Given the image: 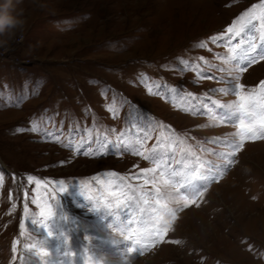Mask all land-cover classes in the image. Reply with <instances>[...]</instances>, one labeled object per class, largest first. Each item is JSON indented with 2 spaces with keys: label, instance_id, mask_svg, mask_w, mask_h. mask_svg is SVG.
Here are the masks:
<instances>
[{
  "label": "rangeland",
  "instance_id": "rangeland-1",
  "mask_svg": "<svg viewBox=\"0 0 264 264\" xmlns=\"http://www.w3.org/2000/svg\"><path fill=\"white\" fill-rule=\"evenodd\" d=\"M258 2L23 0V39L0 49V264H264V139L236 152L235 90L212 91L243 83L260 98L264 62L243 57L264 51V22L209 39ZM153 153L155 185L135 178ZM194 172L208 179L186 184ZM154 187L160 205L141 195ZM159 216L167 238L139 250L124 229L147 234Z\"/></svg>",
  "mask_w": 264,
  "mask_h": 264
},
{
  "label": "snow or ice",
  "instance_id": "snow-or-ice-1",
  "mask_svg": "<svg viewBox=\"0 0 264 264\" xmlns=\"http://www.w3.org/2000/svg\"><path fill=\"white\" fill-rule=\"evenodd\" d=\"M254 21H261L264 22V0H259L258 3L252 4L249 6L248 9H246L244 12H242L236 19L232 21L230 25L226 27V29L221 32L219 35L212 36L209 39L212 41V43H216L219 40H222L226 36H231L233 39L241 37V34L245 32L246 28H252L255 29L257 26L253 24ZM260 28V40L264 41V23H261L259 25ZM246 41L240 40L238 44L235 45V48H240L242 44H244ZM200 48L207 47V44L205 42H201L199 44ZM257 47L258 45L256 43H250L249 48L247 50V53L244 55L243 59L247 61L248 65H255L258 61L264 62V51L257 54ZM235 50V49H234ZM201 60H204V57L200 58ZM187 63V62H185ZM246 70V67H240L238 71L244 72ZM223 71V69H221ZM214 77L209 76L208 79H213ZM236 80H239V77H235ZM157 88L159 85L156 86ZM259 89L260 92V98L256 99L252 93H246L244 89L246 88L245 84L243 83H236L234 86V89H228V88H219V89H213L212 91L215 92H228L235 90V95L237 97V103L234 106L235 113L239 114L238 119V127L239 132L237 135L240 137V143L238 145H235V151L238 152L242 149V145L246 140L248 141H255L257 139H264V80H261L258 82V85L255 86ZM175 89H173L174 91ZM148 91L151 92L152 88L149 87ZM215 103V102H214ZM221 107L225 108H232L233 105L229 104H223L220 105ZM259 107L261 109V115L259 116V119L256 118V112L255 108ZM109 110L113 111L114 108L112 106H109ZM32 131H36L37 127L33 126L31 128ZM19 131H23V129H19ZM54 139L59 140V137H54ZM80 147H83V142L81 143ZM117 149H119L121 146L119 144L115 145ZM100 148H105L104 145H100ZM79 151V149H77ZM91 152V149L86 150L83 154L89 155ZM103 151L97 150L96 155H103ZM138 156H143L145 160H148L150 157L146 155L144 152H137ZM221 155H224L221 153ZM232 155H235V152L232 153ZM153 161L156 163V167L152 168H143L139 170V173L135 174V178H144L145 184H156L155 177H150L148 174H155L159 168H162L164 166V161L157 159L155 153L152 155ZM207 163V162H206ZM203 167V165H201ZM110 175H117L115 172L109 173ZM163 183L167 184L169 182V179L165 178L166 173L164 171H160L159 173ZM170 178L175 180L176 178L180 177L182 174L176 171H172L168 174ZM34 177L29 175L27 177V181L29 183L34 181ZM200 179V180H207L208 177L204 175H199L198 173L194 172L192 176L186 181V184H190L193 180ZM212 179H215V176L212 177ZM4 182L3 175L0 174V185H2ZM37 184L40 183V181H35ZM59 183L62 185L64 182L59 181ZM186 184H180L178 185L179 188L184 189L186 187ZM155 194L157 197L155 203L157 205H160L161 198H163L164 195L168 194H161L159 187H154L152 192L150 193H141V195H151ZM202 192H195L191 193L190 195L192 198H189V195H183L180 197V199L185 201L184 206L188 207L192 204L196 203L195 196L201 195ZM25 197L27 196V192H25ZM145 204L148 202L145 200ZM163 208H167V204L161 205ZM25 211H27V205H25ZM93 211H96V209H93ZM153 212H156L157 209L153 208ZM169 211H172L169 209ZM175 217L173 216V219ZM157 223L158 226L152 230L148 231L147 234H142L138 230L133 229L131 226L124 229V231L128 232L127 235L128 239L131 241H134V243L139 246V250H142L147 245L143 244V240H150L151 242L155 243L156 241H159L161 243L164 242V240L167 238L168 233V223L169 221L165 220L163 216L157 217ZM42 227L47 228L48 225L42 224ZM20 228H23L24 225L21 224L19 226ZM52 231H48V236H52ZM123 238V237H122ZM172 243H179V241H171ZM11 251L15 254L17 252V242H13ZM132 251L136 252L137 248L133 249ZM21 264H26L25 261H21Z\"/></svg>",
  "mask_w": 264,
  "mask_h": 264
},
{
  "label": "clouds",
  "instance_id": "clouds-1",
  "mask_svg": "<svg viewBox=\"0 0 264 264\" xmlns=\"http://www.w3.org/2000/svg\"><path fill=\"white\" fill-rule=\"evenodd\" d=\"M23 0H0V49L11 50V46L23 39L28 26V17L22 7Z\"/></svg>",
  "mask_w": 264,
  "mask_h": 264
}]
</instances>
